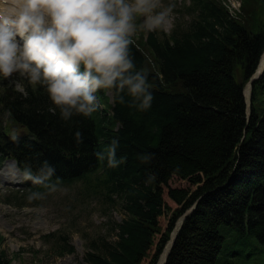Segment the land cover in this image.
Listing matches in <instances>:
<instances>
[{
    "label": "trees",
    "instance_id": "16d2710c",
    "mask_svg": "<svg viewBox=\"0 0 264 264\" xmlns=\"http://www.w3.org/2000/svg\"><path fill=\"white\" fill-rule=\"evenodd\" d=\"M190 9L184 31L146 34L160 69L147 71L155 95L146 112L115 101L113 115L97 110L64 121L43 90L12 97L8 89L0 96L1 114L37 136L36 156L92 182L108 205L120 208L123 217L108 234L88 240L87 264H158L178 220L195 204L165 264H217L223 250L229 264H251L264 253V118L258 120L256 106L247 116L244 96L264 52V0H243L242 15L220 0H191ZM131 48L143 68L141 51ZM260 95L264 74L254 84V103ZM113 137L117 156L127 154L115 168L95 155ZM141 151L155 153L150 164L137 159ZM0 264H10L4 254Z\"/></svg>",
    "mask_w": 264,
    "mask_h": 264
},
{
    "label": "clouds",
    "instance_id": "9594fccd",
    "mask_svg": "<svg viewBox=\"0 0 264 264\" xmlns=\"http://www.w3.org/2000/svg\"><path fill=\"white\" fill-rule=\"evenodd\" d=\"M174 8L175 3L162 6L160 0H0V76L15 73L44 86L64 121L92 117L100 107V89L110 90L113 100L130 110L146 112L155 94L149 73L137 68L133 34L138 28L165 27ZM74 135L82 142L81 130ZM118 147L113 137L95 155L108 167H118L127 160V154L117 156ZM136 156L150 164L155 153ZM54 174L55 166L44 160L28 177L50 185L51 191ZM43 195L33 190L27 199Z\"/></svg>",
    "mask_w": 264,
    "mask_h": 264
},
{
    "label": "rangeland",
    "instance_id": "374dc122",
    "mask_svg": "<svg viewBox=\"0 0 264 264\" xmlns=\"http://www.w3.org/2000/svg\"><path fill=\"white\" fill-rule=\"evenodd\" d=\"M220 1L230 6L231 13L234 10L242 15L240 7L243 0ZM160 2L162 6L175 3V8L168 24L157 30L164 31L166 35L184 31L183 28L187 27L194 16L193 10L190 9L191 0H160ZM141 20L142 17H138L137 23L139 24ZM148 32L152 31L138 28L133 34V44L141 51L143 69L159 73V60L146 43ZM106 105L108 106V102ZM254 106L260 111L257 114L260 121L264 118V96L260 95ZM3 169L9 173H11L10 170L14 171L8 161L3 165ZM11 176H14L15 181L20 178L16 174ZM85 186V181L78 182L73 186L62 187L56 194H49L39 200H13L7 203L0 197V254H4L10 264H87L84 256L88 240L98 235H107L113 222L120 221L123 214L116 204H107L108 199L104 194L86 198V193L83 191ZM0 187L3 193H14L16 190V186L11 183L0 182ZM169 204L172 209H176V205L172 202L169 201ZM165 214L166 216L161 220L164 229L169 227L172 211ZM179 230L177 226L170 234L168 244L174 240L175 233L178 237ZM63 236L67 239L62 240ZM65 245L68 249L73 248L74 253L65 251L62 248ZM223 252L224 250L217 264L231 262ZM263 256L264 253L251 264L256 262L260 264V258Z\"/></svg>",
    "mask_w": 264,
    "mask_h": 264
},
{
    "label": "water",
    "instance_id": "95a60500",
    "mask_svg": "<svg viewBox=\"0 0 264 264\" xmlns=\"http://www.w3.org/2000/svg\"><path fill=\"white\" fill-rule=\"evenodd\" d=\"M258 70L256 71V73L253 75V77L251 78V80L249 81V83L247 84V86L245 87V97H246V105H247V116H251L250 111H251V103H252V99L251 97L248 99L247 97V92L248 90H250L251 94H252V89H253V85L254 82L259 78V71H260V66H258ZM197 208V204H195L192 209L185 214L184 216H182L181 220H180V224H183L185 222V220L187 219L188 215L191 214L195 209ZM161 264H164L163 262Z\"/></svg>",
    "mask_w": 264,
    "mask_h": 264
},
{
    "label": "bare ground",
    "instance_id": "6f19581e",
    "mask_svg": "<svg viewBox=\"0 0 264 264\" xmlns=\"http://www.w3.org/2000/svg\"><path fill=\"white\" fill-rule=\"evenodd\" d=\"M262 70H264V54H263L262 64H261V68H260L259 74H261ZM247 97H248V99L251 97V92H250V90H248V92H247ZM0 179H1L2 181H11V180H14V176H11V177L1 176ZM180 220H181V218L178 220L177 225H176V227L178 226V229L181 228V226H182V224L179 225V224H180ZM176 237H177V233H175V238H174V240H173L172 242H170V243L166 246V248H165L163 254H162L161 257H160V260H159L158 264H161L162 262H163L164 264L166 263V260H167L168 255H169V253H170V251H171V249H172V247H173V245H174V242H175V240H176ZM169 250H170V251H169Z\"/></svg>",
    "mask_w": 264,
    "mask_h": 264
}]
</instances>
